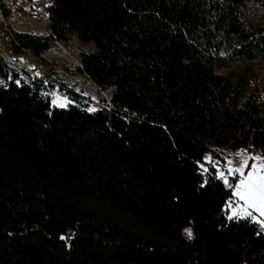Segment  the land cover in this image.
<instances>
[{"label":"trees","instance_id":"obj_1","mask_svg":"<svg viewBox=\"0 0 264 264\" xmlns=\"http://www.w3.org/2000/svg\"><path fill=\"white\" fill-rule=\"evenodd\" d=\"M36 6L49 34L1 23L16 59L0 54V264H264V232L228 219L230 189L199 166L264 155V0ZM71 40L94 48L76 72L107 105L48 67L42 54Z\"/></svg>","mask_w":264,"mask_h":264},{"label":"rangeland","instance_id":"obj_2","mask_svg":"<svg viewBox=\"0 0 264 264\" xmlns=\"http://www.w3.org/2000/svg\"><path fill=\"white\" fill-rule=\"evenodd\" d=\"M38 2L39 0H4L3 7L5 8L7 14L4 16L0 9V54L7 55L11 59H16V56H13L9 52L8 47L3 41L4 37L3 30L1 29V23L3 20H6V17L17 31L39 34L50 33V29L46 24L43 12L36 6ZM93 50L94 48L91 44H81L77 40H71L69 43L57 42V44H54L49 50L45 51L42 56L48 61V67H51L54 70L53 75H56V77H62L70 88H73L76 93L83 95L86 98L85 100L89 101L95 107H103L108 103V98L105 93L101 92L90 80L76 72L78 55L82 52L87 53L92 52ZM17 60L20 61L22 65L32 69L35 74H48L46 72L48 67L42 66V64L36 62V60L28 54L18 56ZM53 93L61 98H66L65 107L72 103L71 95L67 93H60L58 87L55 86L52 89V92L49 93L51 104L53 106L65 108L53 104ZM106 98L107 100L103 101ZM240 151L241 150H221L219 151L218 157L214 156L212 153H207L204 156L203 161L199 163V166L202 170L204 168H207L208 171L213 169L215 176L217 177L218 169L226 165L227 161L231 160L233 162V166H239L240 158L236 155V153ZM245 151L251 155H258L247 150ZM206 157H210L212 162H218L217 166L213 167V164L209 163L205 159ZM229 179L232 180L233 178L230 177Z\"/></svg>","mask_w":264,"mask_h":264},{"label":"snow or ice","instance_id":"obj_3","mask_svg":"<svg viewBox=\"0 0 264 264\" xmlns=\"http://www.w3.org/2000/svg\"><path fill=\"white\" fill-rule=\"evenodd\" d=\"M37 75H39L37 73ZM53 104L65 107V99L55 93ZM89 111H96L92 108ZM240 158L239 166H233L231 160L218 169L217 178L222 179L225 186L231 191V198L226 204L229 210V220H250L259 225L260 231L264 232V155H251L245 150L236 153ZM216 167L218 162H212L210 157L205 158ZM205 172L207 168L203 169ZM233 178L230 180L229 178ZM191 230H187V239H192ZM71 239V237H61Z\"/></svg>","mask_w":264,"mask_h":264},{"label":"built area","instance_id":"obj_4","mask_svg":"<svg viewBox=\"0 0 264 264\" xmlns=\"http://www.w3.org/2000/svg\"><path fill=\"white\" fill-rule=\"evenodd\" d=\"M4 56L8 58V56H7V55H4Z\"/></svg>","mask_w":264,"mask_h":264},{"label":"bare ground","instance_id":"obj_5","mask_svg":"<svg viewBox=\"0 0 264 264\" xmlns=\"http://www.w3.org/2000/svg\"><path fill=\"white\" fill-rule=\"evenodd\" d=\"M189 230V229H188ZM187 232V231H186Z\"/></svg>","mask_w":264,"mask_h":264}]
</instances>
